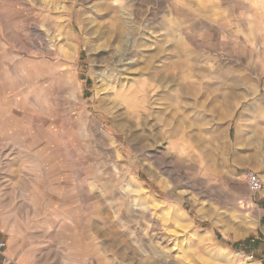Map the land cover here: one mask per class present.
Masks as SVG:
<instances>
[{"label": "rangeland", "instance_id": "rangeland-1", "mask_svg": "<svg viewBox=\"0 0 264 264\" xmlns=\"http://www.w3.org/2000/svg\"><path fill=\"white\" fill-rule=\"evenodd\" d=\"M0 241L264 264V0H0Z\"/></svg>", "mask_w": 264, "mask_h": 264}, {"label": "built area", "instance_id": "built-area-1", "mask_svg": "<svg viewBox=\"0 0 264 264\" xmlns=\"http://www.w3.org/2000/svg\"><path fill=\"white\" fill-rule=\"evenodd\" d=\"M245 185L250 196L258 194L263 188V181L260 177L253 172H248L245 175ZM6 244L3 241H0V260L3 264H10L11 261L5 255Z\"/></svg>", "mask_w": 264, "mask_h": 264}, {"label": "crops", "instance_id": "crops-1", "mask_svg": "<svg viewBox=\"0 0 264 264\" xmlns=\"http://www.w3.org/2000/svg\"><path fill=\"white\" fill-rule=\"evenodd\" d=\"M236 151V150H235ZM223 159V158H222ZM235 163H237V166L240 164V161H235ZM241 167V166H240ZM243 168H245V170H251V168L243 166ZM232 177V176H231Z\"/></svg>", "mask_w": 264, "mask_h": 264}]
</instances>
